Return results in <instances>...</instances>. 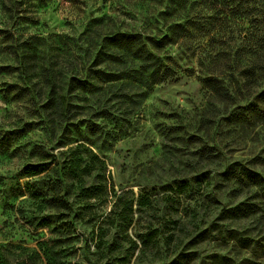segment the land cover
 Returning <instances> with one entry per match:
<instances>
[{
    "label": "rangeland",
    "instance_id": "374dc122",
    "mask_svg": "<svg viewBox=\"0 0 264 264\" xmlns=\"http://www.w3.org/2000/svg\"><path fill=\"white\" fill-rule=\"evenodd\" d=\"M171 2L180 1L0 0V247L38 249L49 232L34 227L48 219L68 234L64 264H264V191L255 216L227 219L225 210L250 196L233 194L222 181L236 161L264 178V124L240 123L239 105L213 96L203 83L200 50L194 56L182 43L166 50L162 56L176 66L177 81L155 86L138 106L130 103V84L107 88L91 101L107 113L99 133L82 127L70 135L53 130L40 109L44 98L22 80L20 59L9 48L20 38L51 44L50 37H78L92 19L104 17L151 33L147 24L162 21ZM78 144L104 161L93 163L91 178L72 167L86 156L84 148L72 151ZM184 179L191 186L178 198L171 189ZM54 187L69 201L63 222L49 205ZM142 199L152 206L140 209ZM149 228L163 237L144 252L137 236Z\"/></svg>",
    "mask_w": 264,
    "mask_h": 264
},
{
    "label": "trees",
    "instance_id": "16d2710c",
    "mask_svg": "<svg viewBox=\"0 0 264 264\" xmlns=\"http://www.w3.org/2000/svg\"><path fill=\"white\" fill-rule=\"evenodd\" d=\"M178 1L164 8L160 13L162 21L147 24L155 30L151 33L125 30L115 19L104 17L92 19L78 37H50L51 44L38 37L13 40L9 48L20 59L21 78L44 98L40 109L51 120L54 131L63 128L72 135L84 127L91 135H97L99 119L103 120L107 113L91 101L114 84L135 88L130 93V103L138 106L155 86L177 81L176 66L162 54L181 43L188 45L194 56L201 51L197 58L207 72L203 83L214 97L231 99L239 105L242 113L236 116L240 123L248 127L264 124V0H194L191 6L189 0ZM5 33L14 39L10 30ZM244 100L247 104L240 106ZM80 148L85 149L86 156L76 159L72 167L91 178L93 163L103 165L104 161L82 144L72 151ZM58 166L57 163L55 168ZM222 181L232 187L233 194L247 192L250 196L248 203L226 209L225 218H246L258 213L260 206L255 200L264 191V178L256 170L247 162L236 161L222 173ZM178 184L179 188L171 190L182 198L191 185L189 179ZM202 184L199 179L195 182L200 193L205 190ZM49 205L63 222L70 205L56 187ZM151 206L149 200L139 202L140 209ZM34 229H47L48 239L40 242L38 249L1 246L0 264L65 263L61 245L68 234L59 227L53 229L48 219H42ZM161 236L159 228L139 233L141 250L146 252L150 244L158 246Z\"/></svg>",
    "mask_w": 264,
    "mask_h": 264
}]
</instances>
